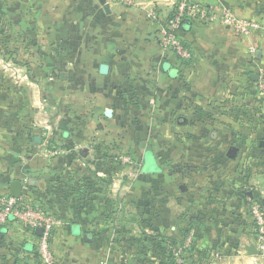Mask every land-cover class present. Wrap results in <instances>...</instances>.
Segmentation results:
<instances>
[{"label":"crops","instance_id":"1","mask_svg":"<svg viewBox=\"0 0 264 264\" xmlns=\"http://www.w3.org/2000/svg\"><path fill=\"white\" fill-rule=\"evenodd\" d=\"M14 1L5 12L36 33L38 66L35 94L0 118V197L19 181L58 220V264H264L250 207H264V0H198L216 17L183 26L190 60L160 44L176 0ZM223 11L256 27L240 35ZM140 160L147 249L121 242L124 164ZM37 237L1 226L0 264H41Z\"/></svg>","mask_w":264,"mask_h":264},{"label":"rangeland","instance_id":"2","mask_svg":"<svg viewBox=\"0 0 264 264\" xmlns=\"http://www.w3.org/2000/svg\"><path fill=\"white\" fill-rule=\"evenodd\" d=\"M14 0H0V118L9 109V105H23L27 100L25 96L35 94V88L31 87L35 80V67H37V54L35 50L36 33L19 31V16L9 17L5 7ZM11 21V22H10ZM40 35V34H39ZM37 50V49H36ZM22 91H25L24 93ZM27 92V93H26ZM32 103V100H30ZM17 109V108H16ZM149 161V160H148ZM151 164V161H149ZM142 160L132 163H125L124 168V185L126 208H124L125 220H129L132 224L126 225L124 230L123 242L124 247H135L137 249L150 248L153 242V235L148 231V222L151 219V212L148 207L146 188L144 191H131V185L137 181L141 187H146L147 178L141 174ZM138 194V195H137ZM142 201L137 208H130L132 199ZM138 199V200H137ZM195 244L186 248L185 251L190 253ZM194 249V248H193ZM146 259V256H142ZM141 258V259H142ZM188 261H190L188 259ZM188 263V262H187Z\"/></svg>","mask_w":264,"mask_h":264},{"label":"built area","instance_id":"3","mask_svg":"<svg viewBox=\"0 0 264 264\" xmlns=\"http://www.w3.org/2000/svg\"><path fill=\"white\" fill-rule=\"evenodd\" d=\"M125 5H131V0H118ZM215 10L200 3L198 0H176L173 11L164 22L160 44L182 60H190L192 53L181 37L185 24L195 22H211L215 19ZM153 18H156L153 15ZM221 19L230 25L240 35H248L255 23L236 18L229 11H223ZM259 87L264 91V76ZM251 216L254 225L255 240L258 251L264 255V207L259 201L250 200ZM15 220L37 237L36 254L41 264H58V258L53 250L54 230L58 220L49 213L39 210L31 204L28 198H13L9 194L0 197V227ZM42 229V234L39 230ZM194 235L190 233L185 239L184 246L191 247ZM179 264H186L181 261Z\"/></svg>","mask_w":264,"mask_h":264},{"label":"water","instance_id":"4","mask_svg":"<svg viewBox=\"0 0 264 264\" xmlns=\"http://www.w3.org/2000/svg\"><path fill=\"white\" fill-rule=\"evenodd\" d=\"M165 64L163 63L162 65V68ZM107 70H108V67L107 66H102L101 68V72L102 73H107ZM251 79L254 81V82H257L258 81V77L256 75H252L251 76ZM237 153V150H233L232 151V155L235 156ZM22 192H23V189H22V185L19 181H14L11 183L10 185V196L13 197V198H20L22 196ZM39 234L41 235L42 234V229H40L39 231ZM248 254L250 256H254V255H257L258 254V251L256 249V247L252 246L248 249Z\"/></svg>","mask_w":264,"mask_h":264},{"label":"trees","instance_id":"5","mask_svg":"<svg viewBox=\"0 0 264 264\" xmlns=\"http://www.w3.org/2000/svg\"><path fill=\"white\" fill-rule=\"evenodd\" d=\"M186 235H187V234H186ZM184 241H185V240H184ZM184 241H183V242H184ZM194 244H195V242H194ZM170 246H172V245H170ZM192 249H193V248H192ZM185 263L188 264L186 261H185Z\"/></svg>","mask_w":264,"mask_h":264}]
</instances>
